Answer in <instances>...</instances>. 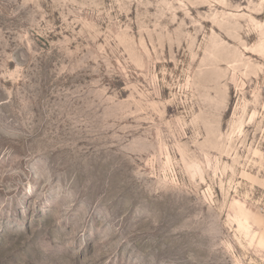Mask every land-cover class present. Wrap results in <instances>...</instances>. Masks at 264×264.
Masks as SVG:
<instances>
[{
  "label": "rangeland",
  "instance_id": "1",
  "mask_svg": "<svg viewBox=\"0 0 264 264\" xmlns=\"http://www.w3.org/2000/svg\"><path fill=\"white\" fill-rule=\"evenodd\" d=\"M0 264H264V0H0Z\"/></svg>",
  "mask_w": 264,
  "mask_h": 264
}]
</instances>
